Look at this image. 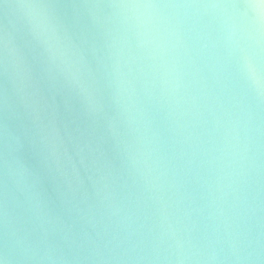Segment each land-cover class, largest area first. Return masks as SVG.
<instances>
[{
	"label": "water",
	"instance_id": "95a60500",
	"mask_svg": "<svg viewBox=\"0 0 264 264\" xmlns=\"http://www.w3.org/2000/svg\"><path fill=\"white\" fill-rule=\"evenodd\" d=\"M0 264H264V2L0 0Z\"/></svg>",
	"mask_w": 264,
	"mask_h": 264
},
{
	"label": "snow or ice",
	"instance_id": "6c2138e0",
	"mask_svg": "<svg viewBox=\"0 0 264 264\" xmlns=\"http://www.w3.org/2000/svg\"><path fill=\"white\" fill-rule=\"evenodd\" d=\"M262 2H264V0H262Z\"/></svg>",
	"mask_w": 264,
	"mask_h": 264
}]
</instances>
